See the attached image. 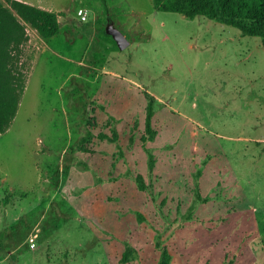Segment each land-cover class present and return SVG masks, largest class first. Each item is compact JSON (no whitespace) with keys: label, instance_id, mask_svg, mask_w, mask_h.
Segmentation results:
<instances>
[{"label":"rangeland","instance_id":"374dc122","mask_svg":"<svg viewBox=\"0 0 264 264\" xmlns=\"http://www.w3.org/2000/svg\"><path fill=\"white\" fill-rule=\"evenodd\" d=\"M51 1L60 33L27 26L0 134V264H119L127 246L126 264H264L263 38L153 0ZM114 117L118 143L100 140Z\"/></svg>","mask_w":264,"mask_h":264},{"label":"trees","instance_id":"16d2710c","mask_svg":"<svg viewBox=\"0 0 264 264\" xmlns=\"http://www.w3.org/2000/svg\"><path fill=\"white\" fill-rule=\"evenodd\" d=\"M153 2L159 11L179 13L190 19L207 17L239 29L243 36H259L263 38L264 45V0H153ZM27 26L36 30L44 40L57 36L61 30L59 15L54 12L18 0H0V134L10 127L25 89L26 77L22 71V55L25 44L30 40ZM152 99L150 96L146 115L147 136L142 138L143 142L153 141L157 135L152 129L154 116ZM113 121L115 126L111 128V134L100 133L98 135L100 140L118 143L119 133L116 124L119 121L115 117ZM90 136L91 133L87 132L79 140L77 148L80 151L91 153L84 147ZM137 182L139 191L143 192L144 178L139 176ZM138 217L141 218V215ZM1 248L0 240V253L3 252ZM128 249L127 246L119 264L129 262L131 253ZM160 264H170L166 249L162 252Z\"/></svg>","mask_w":264,"mask_h":264},{"label":"water","instance_id":"95a60500","mask_svg":"<svg viewBox=\"0 0 264 264\" xmlns=\"http://www.w3.org/2000/svg\"><path fill=\"white\" fill-rule=\"evenodd\" d=\"M106 31L109 35L113 36L121 50H124L129 46V42L126 40L125 36L115 28L114 24H110Z\"/></svg>","mask_w":264,"mask_h":264},{"label":"crops","instance_id":"0c3cea01","mask_svg":"<svg viewBox=\"0 0 264 264\" xmlns=\"http://www.w3.org/2000/svg\"><path fill=\"white\" fill-rule=\"evenodd\" d=\"M18 1H21V2L30 4V5H33V6H36V7L51 11V12H54L57 14L56 10L53 8L54 5H53L51 0H37V3L31 2L28 0H18Z\"/></svg>","mask_w":264,"mask_h":264},{"label":"built area","instance_id":"2783aa9c","mask_svg":"<svg viewBox=\"0 0 264 264\" xmlns=\"http://www.w3.org/2000/svg\"><path fill=\"white\" fill-rule=\"evenodd\" d=\"M89 10L88 9H79L77 15L80 17L81 21L87 22L89 19Z\"/></svg>","mask_w":264,"mask_h":264}]
</instances>
